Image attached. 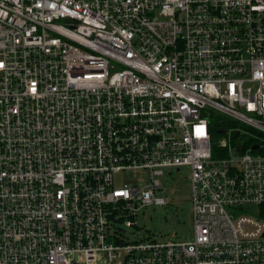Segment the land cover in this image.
<instances>
[{
  "label": "built area",
  "instance_id": "2783aa9c",
  "mask_svg": "<svg viewBox=\"0 0 264 264\" xmlns=\"http://www.w3.org/2000/svg\"><path fill=\"white\" fill-rule=\"evenodd\" d=\"M182 166L192 240H128ZM263 203L264 0H0V264H264Z\"/></svg>",
  "mask_w": 264,
  "mask_h": 264
},
{
  "label": "rangeland",
  "instance_id": "374dc122",
  "mask_svg": "<svg viewBox=\"0 0 264 264\" xmlns=\"http://www.w3.org/2000/svg\"><path fill=\"white\" fill-rule=\"evenodd\" d=\"M219 134L217 140L224 139L231 145L235 144V141L230 140L229 134ZM143 174L142 170L128 171L122 178L118 177L117 181L123 183L131 179H139L143 177ZM159 179L161 189L157 191V195L167 198L168 202L163 205L153 204L141 207L137 215L132 218V225L125 226L124 222L119 223L123 229L122 233L128 240L139 237L163 238L173 241L192 240L194 226L190 205L191 183L188 167L182 166L180 170L164 169ZM243 211L252 215L250 209ZM258 211L261 213L260 208Z\"/></svg>",
  "mask_w": 264,
  "mask_h": 264
},
{
  "label": "trees",
  "instance_id": "16d2710c",
  "mask_svg": "<svg viewBox=\"0 0 264 264\" xmlns=\"http://www.w3.org/2000/svg\"><path fill=\"white\" fill-rule=\"evenodd\" d=\"M210 128H211V136H212V142H213V153L217 155L218 154H225L226 148H223L219 146V140H217L220 136L219 130L230 128L236 124H233L232 121L227 120L224 117L221 116H212L210 119ZM254 135L261 136V132H256L252 130ZM245 138V137H243ZM253 137L249 136L248 138L244 139V145L247 146L251 141ZM248 147V146H247ZM261 213L259 212V217L264 220V203L260 206Z\"/></svg>",
  "mask_w": 264,
  "mask_h": 264
},
{
  "label": "water",
  "instance_id": "95a60500",
  "mask_svg": "<svg viewBox=\"0 0 264 264\" xmlns=\"http://www.w3.org/2000/svg\"><path fill=\"white\" fill-rule=\"evenodd\" d=\"M219 133H226V129H222V130H219ZM239 131L238 130H234L230 133V138L231 139H234L236 138L238 135H239ZM253 148H256V146H253ZM178 170V169H177Z\"/></svg>",
  "mask_w": 264,
  "mask_h": 264
}]
</instances>
